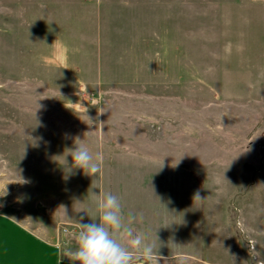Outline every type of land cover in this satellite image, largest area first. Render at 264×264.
Returning a JSON list of instances; mask_svg holds the SVG:
<instances>
[{
  "label": "rangeland",
  "instance_id": "rangeland-1",
  "mask_svg": "<svg viewBox=\"0 0 264 264\" xmlns=\"http://www.w3.org/2000/svg\"><path fill=\"white\" fill-rule=\"evenodd\" d=\"M81 141L101 170L64 180ZM5 185L68 251L111 192L160 253L136 264H264V0H0Z\"/></svg>",
  "mask_w": 264,
  "mask_h": 264
},
{
  "label": "clouds",
  "instance_id": "clouds-1",
  "mask_svg": "<svg viewBox=\"0 0 264 264\" xmlns=\"http://www.w3.org/2000/svg\"><path fill=\"white\" fill-rule=\"evenodd\" d=\"M84 114L88 117L87 124H93V119L86 114V106ZM68 149L67 152L63 151L60 163L62 179H70L72 175L76 174V169H80L89 176H94L101 170L102 157L98 154L94 157L87 143L81 141ZM248 150H250V146L246 147L244 151ZM163 157L159 170L165 167ZM181 157L177 158L174 163L169 162L170 166L178 167ZM5 195H7L6 185L3 192H0V196ZM196 196L200 195L197 193ZM96 207L99 211L98 219H93V222L80 223V230L74 237L76 247L70 249L73 253L72 260L79 261V264H130L133 259L132 249L142 251L146 257L152 256L153 244L146 242L141 234L134 232L131 227L134 219L132 214H129L125 221L121 203L116 195L104 192L96 200ZM63 209L66 214L64 206ZM117 231L127 238L130 247L122 246L113 238L112 233Z\"/></svg>",
  "mask_w": 264,
  "mask_h": 264
},
{
  "label": "crops",
  "instance_id": "crops-1",
  "mask_svg": "<svg viewBox=\"0 0 264 264\" xmlns=\"http://www.w3.org/2000/svg\"><path fill=\"white\" fill-rule=\"evenodd\" d=\"M130 209L128 215H133ZM143 221L142 219L141 223ZM132 251L133 259L130 264L143 262L147 258L140 250ZM158 252L154 246L152 256L159 255ZM137 253L140 255L134 260ZM68 257L73 258L70 251L62 249L56 241L46 238L39 229L8 213L0 212V264H79L75 260L68 262Z\"/></svg>",
  "mask_w": 264,
  "mask_h": 264
},
{
  "label": "built area",
  "instance_id": "built-area-1",
  "mask_svg": "<svg viewBox=\"0 0 264 264\" xmlns=\"http://www.w3.org/2000/svg\"><path fill=\"white\" fill-rule=\"evenodd\" d=\"M68 229L67 228H62V231H67Z\"/></svg>",
  "mask_w": 264,
  "mask_h": 264
}]
</instances>
